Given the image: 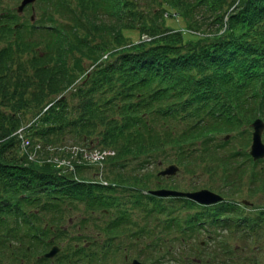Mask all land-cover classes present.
<instances>
[{
  "label": "trees",
  "instance_id": "16d2710c",
  "mask_svg": "<svg viewBox=\"0 0 264 264\" xmlns=\"http://www.w3.org/2000/svg\"><path fill=\"white\" fill-rule=\"evenodd\" d=\"M4 1L1 258L43 255L54 234L71 244L67 253L74 257L66 264H95L96 251L86 262L66 225L76 219L70 226L84 231L88 220L96 225L114 212L113 229L124 218L122 207L133 202L149 218L161 201L149 191L178 187L175 177L160 175L167 164L219 178L208 186L228 197L219 212L204 207L189 217L195 234L191 222L201 219L210 230L248 228L244 245L264 242V207L243 215L228 195L237 194L244 177L252 193L264 191V165L258 167L247 147L252 122L264 119V0H38L35 22L21 21ZM144 34L154 39L144 42ZM228 132L248 139L229 151L220 136ZM72 147L115 154L98 166ZM60 158L73 168L58 166ZM182 235L190 249L200 239L187 238L185 229ZM226 237L201 257L171 261L220 264L216 251ZM235 237L228 246H240ZM255 256H247L251 264Z\"/></svg>",
  "mask_w": 264,
  "mask_h": 264
},
{
  "label": "rangeland",
  "instance_id": "374dc122",
  "mask_svg": "<svg viewBox=\"0 0 264 264\" xmlns=\"http://www.w3.org/2000/svg\"><path fill=\"white\" fill-rule=\"evenodd\" d=\"M176 1V0H174ZM20 2V1H19ZM17 2L15 4L14 0H5L4 3L6 4V7H10L12 9H15V7L17 6V4L19 3ZM28 16L30 14L27 13ZM189 25H192V23L189 21ZM188 25H184V30L188 31ZM188 33H191L190 31ZM223 134L221 136V140L224 138ZM250 139L248 140V149H250V143H251V135L249 136ZM230 139V140H229ZM229 142H226V149L231 151V150H235L240 148V143L242 142H246L248 139V136L245 138H235V139H231V136L229 138ZM263 139H264V132H263ZM242 145V144H241ZM225 149V150H226ZM262 165V164H261ZM260 165V166H261ZM169 166V164L167 165H163L162 168ZM176 181L178 182V188L181 190H189L190 188H194L196 186L197 190H201V188L207 187L210 184H220V181L218 180L219 178H216L215 180H213L212 178H209L208 175H205L204 177H200V175L197 176H191L190 173L185 172L183 169L180 170L179 174L176 175ZM165 180L169 181L170 178H166ZM218 180V181H217ZM213 181V182H211ZM245 182V183H244ZM200 183V184H198ZM239 184L241 185L240 188H237V194L231 195L232 197H234L235 199H237L238 201H240L242 203V201L244 199H249L251 202H253L252 205H246L243 206L245 207L244 211H242L243 215H246V212H250V214H252L253 212H255V210H253V207L255 208H261V206L264 207V191H255V192H251L250 191V187H249V181H248V177H244L242 181L239 182ZM207 185V186H205ZM219 186V185H218ZM239 186V185H238ZM209 187V186H208ZM158 188H169V189H176L175 187H172V184H166L163 185L161 187ZM236 188V187H235ZM122 194H125L124 192H122ZM125 195H127V197L130 199V193H126ZM230 196V194H228ZM129 201V200H128ZM158 205L161 207L162 205L165 207H168L169 209L167 210L168 215H176L179 217H183L184 214L186 213V210H183L179 204H175L174 202H172L170 199H165L162 201L161 203H158ZM242 205H244L242 203ZM254 205V206H253ZM138 211V212H137ZM133 213V209H129L128 213H127V217H136L138 218L137 224L139 225V228L142 229L138 234L133 235V234H125L123 235V237H125L124 239L118 238V239H114L111 242H108L109 240H107V238L109 236H111V234H107L106 233V229L104 228V226H100L98 228H95L93 230V223L94 220L92 219L91 223H90V227L83 231V233H79L80 236H83V238H88L90 240H86L88 241V243L82 244V247H87L84 248V250H86V252H88L91 248H93L91 251V253H93L94 251L97 252L98 256L102 258V263L103 264H132V260L135 258H127L126 261H123L125 258H123V256H121V254L116 253L115 252V248L121 245V243L123 245H127L129 243V241H131V238H138L139 239V247L143 248V249H147L148 251H155L156 253V257H149V256H142L141 258H137L140 261H142L145 264H150L152 263V261L155 260L154 264H158V263H164V259L162 258H173L174 256H178L179 254L175 253V249L173 252H170V250H173V244L175 247H177V245H179V243L174 241V233H168L165 232V230H167V228L165 227L164 230H162L160 227H158L159 225H163L165 226L167 223L164 220H160V221H155L153 223L148 222L144 219V215L140 212V210H137ZM132 213L134 214V216H132ZM76 233L77 228H75ZM86 233V234H85ZM89 233V234H88ZM85 241V240H84ZM100 242L101 246L96 247L95 243L96 242ZM94 242V243H92ZM106 242L109 244V248L105 247ZM236 242L238 245H240L239 247H235L234 252L232 254V258L231 259H227V264H251L248 261L247 256L251 255L254 256L256 254V264H264V242L263 241H259L256 245L251 244V242H248L247 245H244L243 243V237L240 235H237L236 237ZM90 243V245H89ZM95 247V248H94ZM121 248L119 247V251ZM163 255V256H162ZM72 256V255H71ZM70 256V258H71ZM74 256H72L73 258ZM71 260V259H70ZM27 264H43L40 259H39V255L37 254H32L31 256H28L25 259ZM0 264H8V260H4L2 263ZM56 264H64V262L62 261H57Z\"/></svg>",
  "mask_w": 264,
  "mask_h": 264
},
{
  "label": "water",
  "instance_id": "95a60500",
  "mask_svg": "<svg viewBox=\"0 0 264 264\" xmlns=\"http://www.w3.org/2000/svg\"><path fill=\"white\" fill-rule=\"evenodd\" d=\"M35 0H23L21 5L19 6V11H23L24 7L34 2ZM254 132H253V142L251 145V151L250 154L254 157V159H260L264 157V142L262 139V132L264 130V122L261 119H257L253 123ZM178 171V167L175 165H170L167 167L162 174L163 175H175ZM154 194L160 195V196H167V195H179L181 192L175 191V190H168V189H160L153 191ZM183 195H187L193 199H196L202 203H214L219 200H222L221 196L218 194L204 189L198 192L194 193H186ZM58 251V247H53L52 250L46 254L48 257H52L56 252ZM140 264V263H138Z\"/></svg>",
  "mask_w": 264,
  "mask_h": 264
}]
</instances>
